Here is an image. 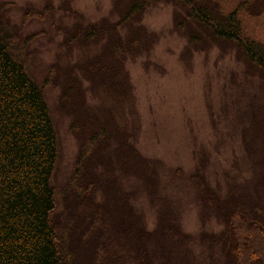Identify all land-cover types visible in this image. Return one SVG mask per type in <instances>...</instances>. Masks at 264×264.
I'll return each mask as SVG.
<instances>
[{"label": "trees", "instance_id": "16d2710c", "mask_svg": "<svg viewBox=\"0 0 264 264\" xmlns=\"http://www.w3.org/2000/svg\"><path fill=\"white\" fill-rule=\"evenodd\" d=\"M158 4L172 5L185 58L218 48L264 82V0H113L110 18L62 23L66 55L44 84L59 89V113L78 151L68 180L57 186L52 114L0 2V264H201L196 247L214 251L222 264H264V116L243 135L252 180H236L222 194L203 170L189 177L202 215L224 226L218 234L184 232L181 213L163 193L162 164L136 146L126 64L150 54L156 37L142 22ZM143 202L154 214L152 229Z\"/></svg>", "mask_w": 264, "mask_h": 264}, {"label": "rangeland", "instance_id": "374dc122", "mask_svg": "<svg viewBox=\"0 0 264 264\" xmlns=\"http://www.w3.org/2000/svg\"><path fill=\"white\" fill-rule=\"evenodd\" d=\"M0 2L8 8L19 41L26 44L24 57L33 79L43 86L60 145L54 183L63 186L78 146L68 130L69 120L59 113V89L44 84L51 65L66 55L58 28L77 20L95 23L110 18L113 0ZM46 9L53 14H43ZM173 15L171 4L149 7L142 23L156 42L148 56L128 61L126 69L136 97V146L142 155L162 164L163 193L181 213L184 232L199 238L218 234L224 226L202 215L189 177L203 170L212 189H221L222 194L236 180H252V152L244 147L243 135L255 116H264V82L248 74L233 54L218 48L185 58L186 41L174 29ZM249 136L250 132L247 141ZM141 207L152 229L154 214L146 202ZM195 252L201 264H222L208 248L196 247Z\"/></svg>", "mask_w": 264, "mask_h": 264}]
</instances>
